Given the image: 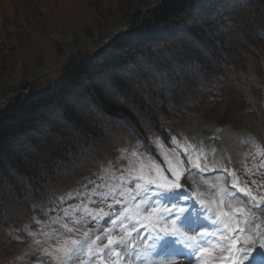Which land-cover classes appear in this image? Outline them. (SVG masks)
Wrapping results in <instances>:
<instances>
[{
	"label": "rangeland",
	"instance_id": "1",
	"mask_svg": "<svg viewBox=\"0 0 264 264\" xmlns=\"http://www.w3.org/2000/svg\"><path fill=\"white\" fill-rule=\"evenodd\" d=\"M160 1L0 0V103L19 90L53 82L70 53L104 43L111 32L140 22ZM218 1L197 0L194 10L201 16L200 11L208 13ZM222 1H230L231 9L246 2ZM259 7L251 15L255 33H249V28L236 31L228 24L230 16L206 30L221 24L233 28V32L227 29L224 33L231 45L221 49L213 41L221 55L220 65L215 64L209 76L191 84L193 93L181 95L185 101L195 98L187 102L186 109L176 105L173 98L178 95L174 92L165 98L159 94L149 98L150 112L139 120L145 137L132 125L110 130L93 143L94 148L51 177L40 198H29L35 203L8 207L0 218V264H73L65 254L67 249L74 253L79 247L72 241L83 243L97 235L101 239L96 248L106 244L108 236L125 239L103 253L74 257V264H195L157 257L148 263L140 260L149 251L142 229L146 227L148 232L160 212L151 222L144 220L151 207L140 197L131 200L125 189L132 187L138 174L152 175L159 170L167 175L169 162L182 172L184 190L203 194L195 196L198 201L218 202L219 186L230 189L233 183L251 191L254 201L236 192L225 197L220 207L244 209L243 215L236 214L245 227L242 235L255 234V239L264 233V7ZM189 153L193 162L199 159L207 170L192 169L193 163L185 159ZM101 208L106 215L101 214ZM161 218L171 226L170 217ZM203 226L207 227L191 230L185 226L183 230L199 242L201 231L216 230L208 220ZM212 239L213 257H225L229 252L221 250L227 242ZM112 251H119L120 256L111 255Z\"/></svg>",
	"mask_w": 264,
	"mask_h": 264
},
{
	"label": "trees",
	"instance_id": "2",
	"mask_svg": "<svg viewBox=\"0 0 264 264\" xmlns=\"http://www.w3.org/2000/svg\"><path fill=\"white\" fill-rule=\"evenodd\" d=\"M194 1L162 0L147 11L142 24L106 46L69 55L56 80L30 87L0 106V218L8 207L35 203L29 198H40L49 179L108 130L140 128V115L150 112L149 98L163 95L168 87L178 91L207 72L214 45L190 13ZM258 1L264 7V0ZM258 6L248 0L236 9L231 14L234 26L251 28ZM216 7L226 14L222 2ZM217 10L203 18L206 26L220 19ZM222 43L231 45L227 35ZM194 60L205 67L202 72L195 70ZM164 73L169 81L157 91L155 84ZM187 90L185 94L193 93Z\"/></svg>",
	"mask_w": 264,
	"mask_h": 264
},
{
	"label": "snow or ice",
	"instance_id": "3",
	"mask_svg": "<svg viewBox=\"0 0 264 264\" xmlns=\"http://www.w3.org/2000/svg\"><path fill=\"white\" fill-rule=\"evenodd\" d=\"M191 154L189 153L185 159L189 163H193L194 168L200 170L201 172L207 170V166L201 167L199 159L193 162L190 159ZM182 162L177 157V164L180 165ZM168 174H164L157 170L152 175L138 174L134 177L132 181V187H127L125 190L129 194L131 200H135L137 197L141 198V202L145 205L151 207V211L148 215L144 216L143 219L151 222L156 213L160 211L161 201H165L169 206H165L163 209L162 216L171 218L170 230L166 228H161L159 234L153 242V248L157 247L161 242L165 241V238H174V243L181 244L185 249L190 250V252L197 256V258H203L200 264H214L213 255L214 248L210 246H202L210 241L205 240V237L218 238L220 240L226 241L225 247L221 251H227L229 254H235L239 257V260L233 259L231 264H254L262 258H264V233L256 236L254 235H242L245 232V227H241L242 219L237 217V213L244 214V209L242 207H237L232 211L224 210L221 205L225 204V197H231L234 193L246 196L250 201H254L256 197L252 195L251 191H246L245 188L238 187L237 184L233 183L229 188L224 186H219L218 192V202L213 201L209 203L205 199H199V204L201 205V211L205 214L206 218L217 228L215 231L209 233L207 229L200 232L201 241L197 242V237L195 235H188L185 230H183L184 224L196 222L193 217L196 216V212L193 209L191 217H187L185 214L189 212V208L186 206L187 202L190 200L191 196H202V193H189L186 192L181 184L182 172L176 166H172L169 162V167L166 169ZM225 175L229 174L227 168L223 169ZM212 187L215 189L217 185L213 184ZM125 190H122L120 194H123ZM151 201V203H150ZM119 203V201H117ZM213 205H216L214 208ZM251 206V204H250ZM101 214L103 209L101 208ZM179 222V225H178ZM115 223V220L112 221ZM154 227V225H153ZM111 232V229H108ZM130 234V233H129ZM85 237H88L86 232ZM99 235L95 236V239H86L85 242L81 243L78 240H73V245H79L75 249L74 253L72 249H67L65 254L68 260H72L74 264V257L79 258L82 255H87L89 257L94 256L96 252L103 253L105 249H108L111 245H118L125 238L120 237L119 239L115 236H108L107 243L103 244L102 247H94L96 241L100 240ZM69 253H73L69 255ZM111 255L120 256L119 251H112Z\"/></svg>",
	"mask_w": 264,
	"mask_h": 264
},
{
	"label": "bare ground",
	"instance_id": "4",
	"mask_svg": "<svg viewBox=\"0 0 264 264\" xmlns=\"http://www.w3.org/2000/svg\"><path fill=\"white\" fill-rule=\"evenodd\" d=\"M200 221V219H198V220H196V222L195 223H198ZM155 237V236H154ZM161 245V244H160ZM205 245V244H204ZM207 245V244H206ZM183 246V245H182ZM162 248V247H161ZM171 253L173 252V250L174 249H176V250H184V251H190V250H187V249H185V248H181V246H179L177 243H174V244H172V246H171ZM167 254V253H166ZM168 255V254H167ZM169 255H171L170 253H169ZM193 256L195 257L196 255H194L193 254ZM203 258H201V260H202ZM233 259H237V260H239V257L238 256H236L235 254H232L231 255V257L229 258V259H225V261L226 262H231ZM198 264H200V262L198 263ZM254 264H264V258H262L261 260H259L258 262H254Z\"/></svg>",
	"mask_w": 264,
	"mask_h": 264
},
{
	"label": "water",
	"instance_id": "5",
	"mask_svg": "<svg viewBox=\"0 0 264 264\" xmlns=\"http://www.w3.org/2000/svg\"><path fill=\"white\" fill-rule=\"evenodd\" d=\"M155 7H156V6H155ZM127 27H128V26H127ZM127 27L121 29V30L118 31V32H112L111 35H119V34H121L122 32H124V30H125ZM19 92H22V91H19ZM10 98H11V97H8V98H6L4 101L7 102Z\"/></svg>",
	"mask_w": 264,
	"mask_h": 264
}]
</instances>
